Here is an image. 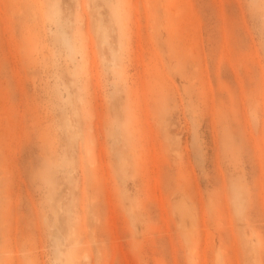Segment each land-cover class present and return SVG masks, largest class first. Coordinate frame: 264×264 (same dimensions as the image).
Returning a JSON list of instances; mask_svg holds the SVG:
<instances>
[{"label":"rangeland","instance_id":"obj_1","mask_svg":"<svg viewBox=\"0 0 264 264\" xmlns=\"http://www.w3.org/2000/svg\"><path fill=\"white\" fill-rule=\"evenodd\" d=\"M0 264H264V0H0Z\"/></svg>","mask_w":264,"mask_h":264}]
</instances>
